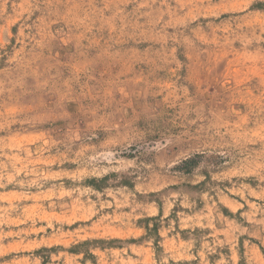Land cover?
I'll list each match as a JSON object with an SVG mask.
<instances>
[{"label":"rangeland","instance_id":"obj_1","mask_svg":"<svg viewBox=\"0 0 264 264\" xmlns=\"http://www.w3.org/2000/svg\"><path fill=\"white\" fill-rule=\"evenodd\" d=\"M0 264H264V0H0Z\"/></svg>","mask_w":264,"mask_h":264}]
</instances>
